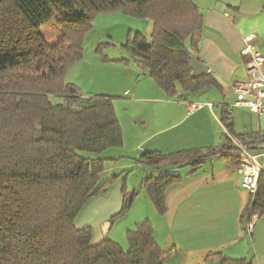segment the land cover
Listing matches in <instances>:
<instances>
[{
    "label": "trees",
    "instance_id": "16d2710c",
    "mask_svg": "<svg viewBox=\"0 0 264 264\" xmlns=\"http://www.w3.org/2000/svg\"><path fill=\"white\" fill-rule=\"evenodd\" d=\"M114 12L153 23L150 40L138 33L124 47L167 97L220 88L212 74L192 77L189 59L197 56L186 41L204 25L192 0H0V264H165L174 255L158 245L149 220L129 232L128 251L108 238L95 244L90 227H76L89 202L120 179L101 182L106 163L115 160L100 155L123 146V130L114 99L85 97L67 82V74L83 59L93 19ZM55 17L63 35L51 48L39 31ZM221 121L239 145L255 142V137L234 135L226 107ZM230 146L145 153L136 159L157 172L144 181L143 190L158 213L167 212L168 187L183 180L162 172L191 166L192 174L213 156L229 159L224 154L235 150ZM230 161L241 163L237 157ZM131 203L125 195L123 210ZM255 215H264V172L242 225L246 228ZM215 258L221 264H251Z\"/></svg>",
    "mask_w": 264,
    "mask_h": 264
},
{
    "label": "crops",
    "instance_id": "0c3cea01",
    "mask_svg": "<svg viewBox=\"0 0 264 264\" xmlns=\"http://www.w3.org/2000/svg\"><path fill=\"white\" fill-rule=\"evenodd\" d=\"M192 1L204 18V25L195 39L186 41V46L208 66V74L214 75L220 88L187 94L189 101L184 102L179 97H167L152 79L140 72L133 92L126 90L123 98L119 96L126 101L127 107L125 115L118 116L123 146L107 151L115 152L118 158L105 174L142 170L139 183H144L157 174L136 164L135 160L145 153L170 155L221 148L231 143L230 147L235 150L224 154L230 156L229 159L223 155L213 156L192 174L191 166L162 172L178 174L183 180L165 192L167 212L162 217V225L153 226L155 239L163 251L174 250V255L165 264L174 259L179 264H221L220 258L211 259L215 255L264 264V215L258 216L253 233L249 235L241 217L251 202V195L242 187L238 166L230 161L237 157V146L241 145L221 121L226 107L234 135L255 137L253 144L243 145L250 153H255L257 146L264 142V118L259 120L247 109L233 107L236 100L234 86L249 81V58L242 55L245 37L256 35L257 50L264 57V0ZM67 82L74 84L72 80ZM189 103L204 107L190 114ZM106 221L109 223L103 220ZM76 227L90 226L79 225L76 221ZM105 238L97 233L93 242L98 244Z\"/></svg>",
    "mask_w": 264,
    "mask_h": 264
},
{
    "label": "rangeland",
    "instance_id": "374dc122",
    "mask_svg": "<svg viewBox=\"0 0 264 264\" xmlns=\"http://www.w3.org/2000/svg\"><path fill=\"white\" fill-rule=\"evenodd\" d=\"M152 29L153 23L150 20L135 18L124 12L97 15L92 21L91 31L86 34L83 41V59L69 70L67 80L74 81L85 97L108 95L113 98L117 117L122 118L127 107L126 101L123 102L119 96L123 98L122 95L126 90L133 92L136 78L141 72L132 54L124 46L138 33L150 40ZM39 33L52 48L59 44L63 29L58 23V18L55 17L40 29ZM132 112L134 110L130 111L131 114ZM100 156L107 160L118 158L115 152L107 151ZM112 163L114 161L106 163L105 173ZM114 172L116 171L104 173L101 182L115 174H119L120 179L109 186L107 194L93 199V203L91 200L78 216L77 222L79 225L88 224L93 230V236L99 233L128 251L129 232L136 231L146 220H149L152 226H161L163 216L158 213L155 205L143 191V183H139L142 170L134 169L115 174ZM172 175L178 174L172 173ZM125 195L132 200V203L128 209L123 210ZM104 197H108V200H101ZM122 211L120 216L114 218ZM105 219L109 221V227H106L107 221L103 222ZM166 264H179V262L174 259Z\"/></svg>",
    "mask_w": 264,
    "mask_h": 264
},
{
    "label": "built area",
    "instance_id": "2783aa9c",
    "mask_svg": "<svg viewBox=\"0 0 264 264\" xmlns=\"http://www.w3.org/2000/svg\"><path fill=\"white\" fill-rule=\"evenodd\" d=\"M256 40V35H249L244 39L242 55L249 58L247 64L249 81L245 84L234 86L236 100L233 107L247 109L257 119L261 120L264 118V57L257 50ZM203 107V104H187V110L190 114L201 110ZM237 147V158L241 162L238 166V172L242 178V187L251 196H255L257 194L259 178L264 172V142L257 146L255 153H250L243 146ZM257 220L258 216L255 215L247 224L246 228L249 235L253 233Z\"/></svg>",
    "mask_w": 264,
    "mask_h": 264
},
{
    "label": "water",
    "instance_id": "95a60500",
    "mask_svg": "<svg viewBox=\"0 0 264 264\" xmlns=\"http://www.w3.org/2000/svg\"><path fill=\"white\" fill-rule=\"evenodd\" d=\"M190 69L192 71V77L197 79L209 73V68L203 62L199 61V59L195 56H190ZM181 98L184 102L189 101V96L187 94H181ZM109 227V223H106V227ZM107 233V230L105 231Z\"/></svg>",
    "mask_w": 264,
    "mask_h": 264
}]
</instances>
